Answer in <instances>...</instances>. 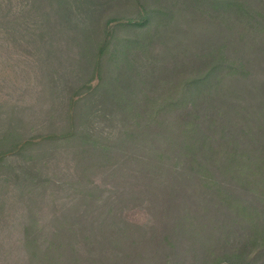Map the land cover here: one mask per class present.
Segmentation results:
<instances>
[{
    "label": "trees",
    "instance_id": "obj_1",
    "mask_svg": "<svg viewBox=\"0 0 264 264\" xmlns=\"http://www.w3.org/2000/svg\"><path fill=\"white\" fill-rule=\"evenodd\" d=\"M46 1L68 26L66 0ZM113 1L71 28L61 125L0 139V163L50 143L82 170L72 222L53 210L45 241L23 225L24 263L264 264V0Z\"/></svg>",
    "mask_w": 264,
    "mask_h": 264
},
{
    "label": "rangeland",
    "instance_id": "obj_2",
    "mask_svg": "<svg viewBox=\"0 0 264 264\" xmlns=\"http://www.w3.org/2000/svg\"><path fill=\"white\" fill-rule=\"evenodd\" d=\"M105 1L66 0L69 7L64 14L71 19L66 26V17L49 13L46 0H0V139L11 133L17 140L45 136L61 125L58 121L64 116L68 97L62 88L64 80L72 83L69 75L78 54L69 37L77 30L71 28L79 21L87 31L95 28L97 21L90 19L88 10L107 9L100 6ZM120 1H113L110 9L117 11ZM50 18L53 28L48 25ZM76 36L78 41L83 33ZM28 150L0 163V264H12V260L25 264L22 227L29 219L43 231L40 240L45 241L44 236L53 230V210L64 213L70 222L77 215L75 202L68 198L73 192L69 182L82 171L73 157L75 149L43 143ZM53 181L65 189L58 192L56 203ZM96 182L101 185L102 178ZM126 218L144 224L147 213L133 211ZM9 248H15L13 255L7 253Z\"/></svg>",
    "mask_w": 264,
    "mask_h": 264
}]
</instances>
